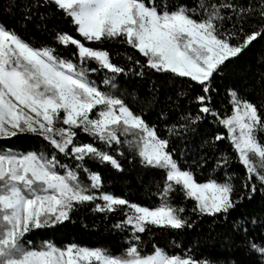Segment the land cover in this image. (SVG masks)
Instances as JSON below:
<instances>
[{"label": "snow or ice", "instance_id": "1", "mask_svg": "<svg viewBox=\"0 0 264 264\" xmlns=\"http://www.w3.org/2000/svg\"><path fill=\"white\" fill-rule=\"evenodd\" d=\"M41 3L62 12L82 39L64 32L56 36L58 44L75 47L72 55L77 62H73L59 57L54 48L32 47L0 25V140L31 134L54 149L51 157L43 152L0 149V264H208L191 256L169 255L158 246L151 253L142 254L138 243H130L120 255L113 256L102 248L76 244L59 247L50 241L36 248L26 237L33 231L70 221L75 207L99 200L102 203H95V212L126 209L125 219L114 227H130L132 239L139 242L140 234L153 226L170 230L193 226L182 215L185 208L172 202L171 194L177 186L185 199L195 202L192 211L200 215L227 214L244 198L233 199L235 187L231 178L223 183H198L193 172L182 170L173 158L168 139L160 138L156 129L142 115L134 114L121 98L102 92L89 79L90 73L110 74L102 81L107 85L126 70L112 62L107 50L86 43L118 40L145 57L147 68L189 78L199 85L204 94L194 98L198 113L184 119L191 124L207 116L217 119L227 130L237 161L245 169L242 187H250L254 194L258 190L255 180L264 188V143L259 138L264 133V117L256 105L240 98L236 90H229L232 113L221 117L211 107L209 95L213 77L252 42L264 37V0H259L258 5L238 4L234 0H195L194 6L181 4L172 10L166 4L157 6L156 0ZM227 11L233 15H224ZM252 17L258 18L257 26L243 36L242 42V26L228 32L218 26L226 19L235 18L240 23ZM233 39L238 42L231 43ZM93 62L97 67H90ZM58 124L63 126L57 127ZM78 132L88 135L93 142L78 143ZM129 135L135 140L122 141V136ZM224 139L218 133L214 142ZM122 143L134 144L141 164L165 172L159 190L160 203L156 206H141L100 192L102 177L87 162L108 164L123 171L119 160L105 150ZM57 153L74 159L76 165L63 164ZM78 170L84 172L87 184L80 180ZM248 243L264 258V241Z\"/></svg>", "mask_w": 264, "mask_h": 264}, {"label": "trees", "instance_id": "2", "mask_svg": "<svg viewBox=\"0 0 264 264\" xmlns=\"http://www.w3.org/2000/svg\"><path fill=\"white\" fill-rule=\"evenodd\" d=\"M234 2L259 4V0ZM156 3L157 6L166 4L172 10L181 4L194 6L195 0H156ZM200 11L197 8V12ZM223 14L233 15L230 11ZM257 21V17H252L238 23L233 18L224 20L218 26L223 32L235 31L242 26V42L243 36L257 26ZM0 25L15 32L34 48L51 47L56 49L59 57L77 62V57L72 55L76 52L75 47L58 44L56 36L64 32L75 38H82L62 12L42 4L41 0H0ZM237 42L235 39L231 41L233 44ZM86 46L107 50L112 62L126 70L107 85L102 83L110 75L106 72L90 73L89 79L102 92L121 98L134 114L142 115L146 123L156 129L160 138L168 139L169 150L182 170H191L198 183L209 180L223 183L231 178L235 187L233 199L244 198L227 214L200 215L192 211L195 202L185 199L177 186V190L171 194L172 202L185 208L182 215L193 226L181 230L153 226L140 234L139 242L132 239L130 227L123 230L114 227L125 219L126 209L121 208L115 213L95 212V203H102L97 200L75 207L70 221L56 227L33 231L26 239L36 248H40L42 242L50 241L59 247L76 244L88 248H102L116 256L130 243H138L142 254L151 253L158 246L169 255L191 256L198 261H207L208 264H264V258L253 251L248 243L250 240L258 243L264 241V188L255 180L253 182L258 190L254 194L250 187H242L245 169L237 161V155L227 139V130L217 119L207 116L197 124H191L184 119L189 114L195 117L198 113L194 98L204 94L200 86L189 78L158 73L147 68L145 57L118 40L104 41L102 44L86 43ZM128 57H132V60ZM136 60L140 63L136 64ZM90 67L95 68L97 65L93 62ZM141 72L143 75H140ZM229 90H236L240 98L256 105L264 117V37L252 42L238 58L229 61L221 73L213 77L209 93L211 107L221 117L232 113ZM182 125L187 127L183 128ZM218 133L223 134L225 139L214 142ZM259 138L264 143V133H260ZM121 139L135 140L131 135L122 136ZM77 142L93 141L88 135L78 132ZM96 146L105 147L101 144ZM0 149H12L22 153L43 152L49 157L54 152L46 141L31 134L0 140ZM105 150L119 160L123 171H117L108 164L87 162L91 170L102 177L103 187L100 192L111 193L118 198L150 208L160 203L159 190L165 178L163 170L141 164L134 144L122 143ZM56 155L58 160L69 167H74L77 163L70 157L66 158L59 153ZM78 171L80 180L87 184L84 172ZM253 220L256 221L255 224L252 223Z\"/></svg>", "mask_w": 264, "mask_h": 264}, {"label": "rangeland", "instance_id": "3", "mask_svg": "<svg viewBox=\"0 0 264 264\" xmlns=\"http://www.w3.org/2000/svg\"><path fill=\"white\" fill-rule=\"evenodd\" d=\"M96 111H98V109H96V110L93 111L92 118H95Z\"/></svg>", "mask_w": 264, "mask_h": 264}]
</instances>
